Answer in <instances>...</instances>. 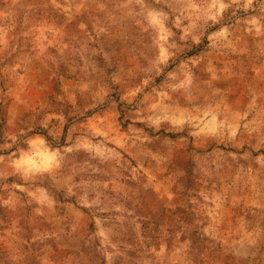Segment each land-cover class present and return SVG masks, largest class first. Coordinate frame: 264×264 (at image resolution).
<instances>
[{
    "label": "rangeland",
    "instance_id": "rangeland-1",
    "mask_svg": "<svg viewBox=\"0 0 264 264\" xmlns=\"http://www.w3.org/2000/svg\"><path fill=\"white\" fill-rule=\"evenodd\" d=\"M0 264H264V0H0Z\"/></svg>",
    "mask_w": 264,
    "mask_h": 264
}]
</instances>
